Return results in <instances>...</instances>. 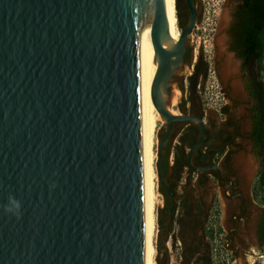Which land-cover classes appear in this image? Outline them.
Instances as JSON below:
<instances>
[{"label": "water", "instance_id": "water-1", "mask_svg": "<svg viewBox=\"0 0 264 264\" xmlns=\"http://www.w3.org/2000/svg\"><path fill=\"white\" fill-rule=\"evenodd\" d=\"M172 1L157 0L147 36L158 59L152 100L166 124L157 172L174 198L162 168L173 123L200 124L189 163L208 168L191 164L204 121L168 107L198 24L186 0L178 42L159 39ZM232 21L226 10L216 41L229 57ZM138 87L135 0H0V264H147ZM9 196L19 213L5 211Z\"/></svg>", "mask_w": 264, "mask_h": 264}, {"label": "flooded vegetation", "instance_id": "flooded-vegetation-1", "mask_svg": "<svg viewBox=\"0 0 264 264\" xmlns=\"http://www.w3.org/2000/svg\"><path fill=\"white\" fill-rule=\"evenodd\" d=\"M194 1L198 7V1ZM235 1L237 5L232 13L233 19L241 0ZM190 14L186 0H178V16L182 28ZM199 16L198 8V22ZM230 28L227 31L229 37ZM231 53L240 61L239 79L248 97V101L243 104V115L239 111L242 102L232 97L233 86L230 82L226 84L222 81L221 91L225 103L214 112L208 109L209 104L205 103L201 95L205 80H201L195 92L191 79L197 67L199 71L204 69L203 63L196 66L199 60L187 78L183 76L175 79L177 77L174 76L172 79L176 92L181 95L180 100L174 104L178 110L176 113L198 117L206 125L204 140L193 153L191 164L208 169L195 172L189 163L190 149L200 138V124L173 123L171 139L164 148L162 168L174 198L162 187L166 207L160 211L159 216L165 224L161 226L159 242L165 241L167 230L170 233V245L168 248V244L162 246L166 253H161L163 258L159 264H216L217 255L225 252L230 257L223 256L224 264H249L255 245L264 247L259 235L264 204L259 206L254 200L258 177L263 185L264 163L259 162L256 174L251 179L245 176L249 160H253L256 151L258 153L262 150L255 140L258 119L255 109L258 101L250 88L254 74L250 73L243 58ZM190 57L191 51L187 48L183 63L188 62ZM165 134L166 128L160 138L163 139ZM169 251L172 253L170 258Z\"/></svg>", "mask_w": 264, "mask_h": 264}, {"label": "bare ground", "instance_id": "bare-ground-1", "mask_svg": "<svg viewBox=\"0 0 264 264\" xmlns=\"http://www.w3.org/2000/svg\"><path fill=\"white\" fill-rule=\"evenodd\" d=\"M157 0H135V23H136V60L138 72V119L142 173L144 181V202L147 234V264H157V175H156V141L157 123L162 119L152 100V85L158 70V59L154 48L147 36V25L150 14L155 7ZM181 30L178 22V15L175 9V1H172V8L165 21V34L157 35L165 43L171 45L178 42ZM159 38V39H160ZM218 44L221 51L226 49L225 39H220ZM237 71L233 57H228L224 64V73L230 77ZM234 89L239 91L241 83L235 82ZM174 114V113H173ZM254 164L249 160L245 167V176L252 178L254 175Z\"/></svg>", "mask_w": 264, "mask_h": 264}, {"label": "rangeland", "instance_id": "rangeland-1", "mask_svg": "<svg viewBox=\"0 0 264 264\" xmlns=\"http://www.w3.org/2000/svg\"><path fill=\"white\" fill-rule=\"evenodd\" d=\"M198 8H199V22L195 31L190 35L188 40V48L191 51V60L186 63H183L179 71L175 74L179 79L184 76L187 78L193 71V65L199 60L200 56H203L204 61L207 62L209 66L207 79L203 82L202 86V97L208 105V109L214 112L216 109H219L224 103V95L222 94L221 87L222 81L225 83L224 79V64L229 56L221 52L217 45L218 32L220 28V24L222 18L226 12V10L231 11L233 13L234 8L237 5L235 0H197ZM229 46H230V37H229ZM233 54V53H232ZM234 55V54H233ZM234 63L237 67V71L233 73L232 79L230 83L233 86L232 97L235 99H239L242 102V106H240L239 111L240 114H244V102L248 101V97L244 92L242 81L239 79V67L240 61L233 56ZM259 74L261 75V79L264 81V56L261 61V67L259 69ZM240 82L242 88L239 91L234 89V83ZM228 84V83H226ZM170 94V95H169ZM168 96L170 97L168 100V107L170 111L174 114H177V108L174 107V104L180 100L181 95L176 92L174 84H172L169 88ZM250 114V110L247 111ZM166 128L165 122L161 119L158 120L157 123V141H156V175H157V193H158V210H157V239H156V247L160 244V234H161V226L159 225V216L160 211L166 207L165 203V195L161 192V185L159 182L158 172H157V160H158V144L160 134ZM264 163V148L263 150L257 153L255 152V157L252 160L254 164V175L256 174V169L260 165V163ZM253 175V176H254ZM251 179V178H250ZM255 197L254 200L257 205L262 206L264 204V187L261 184L260 178H257L255 182ZM258 216V215H257ZM255 217V222H256ZM212 227V226H211ZM255 234V228L254 233ZM170 244L167 245V248ZM253 251V256L249 259V264H264V247H260L259 245H255ZM229 254L225 252L223 255L218 254L216 258V264H224L222 262L223 256ZM169 258L172 253L168 252ZM175 256V255H174ZM162 255L157 252V264H159ZM226 257H230L226 255ZM163 258V257H162ZM176 258V257H175ZM174 258V259H175Z\"/></svg>", "mask_w": 264, "mask_h": 264}, {"label": "trees", "instance_id": "trees-1", "mask_svg": "<svg viewBox=\"0 0 264 264\" xmlns=\"http://www.w3.org/2000/svg\"><path fill=\"white\" fill-rule=\"evenodd\" d=\"M230 51L244 59V64L249 66L253 75L250 88L253 96L258 101L255 109L257 123L255 128V140L258 147L264 148V81L261 79L259 69L264 56V0H241L234 13V19L230 28ZM191 60V57H190ZM203 63L204 69L195 71L191 77L193 79V89L198 91L201 80H206L209 66L200 56L196 66ZM261 150V151H262ZM166 172V168H164ZM264 186V177L262 180ZM161 192L164 190L161 188ZM259 235L264 245V216L260 223Z\"/></svg>", "mask_w": 264, "mask_h": 264}, {"label": "clouds", "instance_id": "clouds-1", "mask_svg": "<svg viewBox=\"0 0 264 264\" xmlns=\"http://www.w3.org/2000/svg\"><path fill=\"white\" fill-rule=\"evenodd\" d=\"M20 207H21L20 202L14 197L9 196L8 204L4 206V209L6 212L9 213H19Z\"/></svg>", "mask_w": 264, "mask_h": 264}]
</instances>
